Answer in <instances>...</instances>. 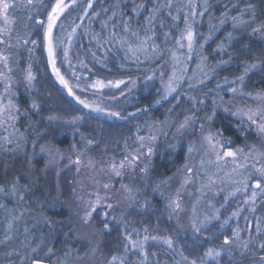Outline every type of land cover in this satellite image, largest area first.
I'll return each mask as SVG.
<instances>
[{
    "label": "trees",
    "instance_id": "obj_1",
    "mask_svg": "<svg viewBox=\"0 0 264 264\" xmlns=\"http://www.w3.org/2000/svg\"><path fill=\"white\" fill-rule=\"evenodd\" d=\"M167 1L74 0L72 8L62 14L53 40L55 68L67 82L71 94L89 104L102 105V115L83 109L68 96L61 81L54 77L49 56L43 49V25L36 24V17L23 12L20 32L12 34L15 42L7 48L8 61L10 70L16 76L21 75L23 67H28L36 77L33 75L32 91L24 81L14 87L13 100L17 114L23 113L19 117L17 129L22 131L27 125V117H31L35 120V127L43 130L44 141L60 148L72 143L79 148L88 147L90 154L99 155L96 157L105 160L112 159L109 157L111 151L115 153L130 149L119 156L111 153L118 159L131 152L132 146L129 143L131 140L135 142L138 136L148 134L151 122H166V135L169 136L175 126L183 121L185 111L190 113V107L194 109L201 105L199 95L205 91L193 87V80L191 86L186 85L189 80H184V84L168 96L163 91L162 85L169 71L168 59L172 56L175 40L168 38L166 44L162 43L156 37V32L162 33L158 23L167 22L169 27L172 25L179 29L176 21L172 23L167 18L171 12L165 17L169 11ZM50 4L51 0H36L30 8L37 6L39 18L44 20ZM154 9H158L154 17L149 18V21L143 20ZM187 9L195 33L199 32L194 52L197 55L200 52L198 57L202 58L203 65L206 64L210 78L208 84L203 86L208 94L205 92V101L202 102L205 106H198L199 115L208 110L205 117L209 120L207 118L206 122L211 130L219 134L225 148L236 150L237 147L256 146L253 131L246 129V133L241 135L237 130V121L224 113L225 99H230L232 95L237 101H246L243 95L227 94L219 89L215 92L212 85L216 82L221 86L222 79L233 80L244 76L243 91L264 92V72L253 69L245 74L249 65L264 63V0H204L203 3H193ZM233 17L237 18L236 21ZM178 19L184 22L183 16L179 15ZM146 22H149V33L154 34L155 38L150 40L152 42L145 53H132L127 43L133 41V45L138 46L137 37L135 40L129 39L132 35L142 36L147 33ZM253 29L261 31L253 32ZM34 33L39 35L40 41L38 36H33ZM229 33H233L234 37L229 36ZM226 34L231 38L229 42H226ZM22 38L27 40L21 41ZM32 41L33 47L30 50ZM188 65L191 71L193 65ZM96 81L102 84L96 85ZM119 81L124 83L117 87ZM36 104L37 110L32 112ZM192 115L195 116L194 113ZM50 117L57 118L56 122L47 119ZM70 120L74 122L70 123ZM124 132L126 136L122 140L128 142L127 147L123 146L122 141L114 143V138ZM188 139L178 135L167 144L164 142L157 146L148 166L147 187H135L124 214L119 220H112L108 231L103 234L100 252L106 261L113 264H140L141 261L144 264H161L162 261L168 264H189V261L213 248L221 252L219 264H264L259 261L264 256V248L260 247L264 243V194L256 190L255 212L250 202L245 203L252 195V183L259 177L251 178L247 190L229 197L217 196L210 210L212 217L218 214L220 219H213L207 230L199 234L193 232L189 208L182 225L177 226L170 219L168 209L159 196L162 194L159 187L184 161ZM4 157L7 160L0 158V252L6 251L1 247L7 229L5 211L9 205L16 204L21 211L40 215L41 218L37 222H27V232L20 231L17 235L21 239L25 235V240L10 253L7 262L0 256V264H19L23 252L25 264H30L31 258L42 252L47 253L43 259L47 264H64L63 261L70 259L74 261L83 253L85 243L80 240L79 211L71 198L67 176L58 178L57 189L54 177L50 175L52 173L44 171L41 157L30 161L27 157L11 158L6 154ZM124 180L129 179L125 177ZM135 182L132 181V186L136 185ZM234 211H238L239 215L232 217ZM229 217L228 223L221 228L220 225ZM258 222L261 228L259 233L256 231ZM236 229L239 235L233 236ZM129 235L133 241L149 237L144 244L147 260H144L140 250L127 242L126 237ZM153 236L158 239L152 240ZM205 236L209 239H204ZM225 236L231 241L229 245H223ZM169 238L172 240L171 247L164 243ZM194 240L198 241V246H193ZM245 243L247 248L243 247ZM33 248L37 249L35 253ZM114 256L117 257L115 261L112 260ZM183 256H187L188 260H183ZM197 264H200L199 259ZM206 264H217V261L206 258Z\"/></svg>",
    "mask_w": 264,
    "mask_h": 264
},
{
    "label": "rangeland",
    "instance_id": "obj_2",
    "mask_svg": "<svg viewBox=\"0 0 264 264\" xmlns=\"http://www.w3.org/2000/svg\"><path fill=\"white\" fill-rule=\"evenodd\" d=\"M35 1L31 0V3H29L28 0H0V3L7 2L10 5L6 12L0 10V158H5L4 154L11 158L27 157L28 161L41 157L43 159V169L52 173L50 175L54 177V186L57 189L59 187L57 183L58 178L62 175L67 176V185L71 192V198L79 211V232L82 236L80 240L85 243V247L83 253L78 258L74 261L73 259L63 261L64 264H113L110 261H106L107 259L100 252L103 234L108 231V228L105 229L104 225L107 224L109 227L112 220H119L124 214L136 186H141V188L147 187L148 166L156 152L157 146L164 142L167 144L175 136L183 135L189 138L188 150L182 164L165 180L164 184L163 182L161 183L159 191L162 194H159V196L164 206L168 209L170 219L177 226L182 225L184 222V216L188 208L190 210L189 218L192 219L193 223L199 224L205 221L206 218H211L213 214L210 206L217 196L224 195L229 197L232 196V193L243 191L244 188L240 183L241 181H244L248 177H258L256 170L264 167V133L260 131L261 126H264V92L260 90H256L255 92H250L249 90L243 91L244 88L242 89V82L239 79H222L221 86L216 82L212 85L215 92L219 89L227 92V94L243 95L246 101H237V98L232 95L229 97L230 99H225L226 102H223L224 113L234 121H237V130L241 135L246 133L244 132L246 129L253 131L256 146L237 147L236 150L225 148L219 134L211 130L206 122L208 117L206 118L205 116L208 115H206L208 110L199 115L198 106L204 105L202 102L205 101V92L208 94V91L203 86L208 84L210 78H208L209 72L205 68L206 64L204 63L203 65L202 58L198 57L200 52L198 55L194 52V50L196 51L195 39L199 36V32L195 33L193 20L190 19L187 8L198 1L203 3L204 0H168L167 8L169 11L167 10L168 12L165 13V17L166 15H170L169 12H171V15L167 16V18L168 20H172V23L176 21L179 29L173 28L174 26L172 27V25L169 27L167 22L165 24L161 23V21L158 23L159 26L163 24V27H161L162 33L159 31L160 33L157 34L156 32V37H159L160 41L165 44L169 41L168 38L175 40L172 47V56L168 59V75L162 85L165 95H170L175 88L184 84V80H189V84L186 85L190 86L193 80V87L201 88V91H205L199 95L201 105H198L194 109L190 107V113L185 111L183 121L175 126L174 130L169 133V136L166 135V127L168 128L166 122L162 121L154 124L151 122L149 123L148 134L138 136L135 142L131 140L129 143L132 146L131 152L118 159L116 156H114L115 158L113 157L111 154L113 152L111 151L109 152V157L112 159L105 160L96 157L99 155L93 156L90 154L87 149L88 147L79 148L72 145V143L69 146L60 148L51 142L44 141L42 138L44 137V134H42L43 130L35 127V120H32L31 117H27V125H25L22 131L17 129L19 117L23 113L21 115L17 114V108L13 100L14 87L19 86L20 82L24 81L30 85L28 89L32 91L33 83L31 84V82L36 75L34 72L31 74L28 67H23L21 75L17 74L16 76L10 70L7 48L11 47L10 43L15 42L12 34L15 33L16 35L17 32H20L23 12L26 14L30 13L33 17H36V24L43 25V49H45L49 56L48 41L45 39V33L48 27L49 14H52V9L58 2V0H51L46 18L42 20V18H39L38 7L30 8ZM73 4L74 0H63V11L55 14L56 19L51 32L53 47L51 59L56 60L53 42L55 28L59 25L62 14L67 9H71ZM156 10L154 9L150 15L148 12L143 20L149 21V18H153ZM179 15L184 17V22L183 20L180 22V19L177 20ZM188 25H191L195 34L191 50H189L187 39L183 38L186 36L185 30ZM145 26H149V22H146ZM147 28L145 29L147 33L144 35H132L130 37L129 40H135L137 37L138 46L133 45V41L128 44V40L122 38L127 43L128 50L132 53H145V50L152 42L150 40L155 38L154 34L149 33V28L148 30ZM150 29H153V27ZM227 35L226 42H229L231 38ZM33 36H38L37 39L40 41L39 35L34 33ZM231 36L234 37L233 33H231ZM24 40H27V38L21 39V41ZM177 40L180 41V44H177ZM33 41L30 44V50L33 47ZM188 64L193 65L191 71ZM217 67L221 68V65L217 64ZM51 68H53L52 63ZM55 69L57 70V68ZM33 70L35 69L33 68ZM29 76H31V79H29ZM54 77L60 81L59 77L61 76L59 75L58 77L56 71H54ZM60 84L69 93L68 96L80 104L83 109L95 114H103L100 110L102 109V105L89 104L78 99L71 94L68 86L65 87L64 84ZM232 88H235L236 91H231ZM81 101L84 103H81ZM98 101L96 99L97 103H99ZM85 105L88 106L86 107ZM37 107V104L34 105L32 112L36 111ZM181 107L184 108L182 104ZM191 113H194L195 116ZM249 116H251V119H249ZM47 119L56 122L57 118L50 117ZM73 122L70 120V123ZM31 134H33L32 137ZM125 136L126 132L118 136V138L115 137L114 143L122 141L123 146L127 147L129 145L128 142L122 140ZM37 140L38 145L36 144ZM149 149H151V152H149ZM237 149H242L243 152H237L235 158L224 156L225 151L231 150L236 152ZM125 150L130 149L116 151L115 153L119 156ZM133 157H136V159H133ZM121 165L123 166L121 167ZM117 171H119L120 175L116 174ZM125 177L129 180H124ZM134 180H136V185L132 186L131 183ZM250 180L247 179V183ZM106 184L108 185L107 188L104 187ZM238 188L241 190L237 191ZM98 200L99 203H97ZM173 201L180 204L179 209L175 208ZM109 204L112 205L111 208L107 206ZM203 206L205 207L203 208ZM93 207L95 211H92L91 216L86 218V212L91 211ZM5 213L7 216V229H5L3 234L4 242L1 248H5L6 251L0 252V256L2 257L1 259H5L7 262L10 253L15 251L22 240H25V235L23 239L17 238L18 233L20 231L27 232V228L29 227L27 222L31 220L37 222L41 217L40 215L21 211L16 204L9 205ZM45 253L42 252L37 256L43 260L47 256ZM23 261L25 264L26 258L24 252L19 264H23ZM43 264L47 263L43 261ZM161 264H168V262L162 261Z\"/></svg>",
    "mask_w": 264,
    "mask_h": 264
},
{
    "label": "snow or ice",
    "instance_id": "obj_3",
    "mask_svg": "<svg viewBox=\"0 0 264 264\" xmlns=\"http://www.w3.org/2000/svg\"><path fill=\"white\" fill-rule=\"evenodd\" d=\"M29 3H31V0H28ZM62 4H63V0H58L57 4L53 7L52 9V14H49V17H48V27H47V30H46V33H45V39L48 41V53H49V57H50V61L53 65V69L54 71H56V74L57 76L59 77V72L58 70L55 69V60L54 59H51V57L53 56V47H52V42H51V32H52V27L55 23V19H56V13L58 12H61L63 11V7H62ZM10 7V5L7 3V2H3V3H0V10H3V11H7L8 8ZM89 7H91V4H89ZM141 7H143V5H141ZM248 7H252V5H249ZM207 9H205L206 11ZM158 11V9H157ZM195 14V13H193ZM203 13H201L202 15ZM236 17H233V20L236 21ZM223 22V21H221ZM235 26V25H234ZM161 27H163V24H161ZM262 28H264V26H262ZM186 36L183 37L184 39H187L188 41V47H189V50H191L192 48V43H193V39H194V32L192 30V27L191 25H188V27L186 28ZM253 32H257V31H261V29H253L252 30ZM167 35V34H166ZM229 36H231V33H229ZM177 44H180V41L177 40L176 41ZM224 63H227V62H224ZM253 69H259L261 72H264V63H253L251 65H249L246 69H245V74H247L249 71L253 70ZM60 78V81L62 84L65 85V87H67V82L63 79V77H59ZM29 79H31V76H29ZM238 79L243 82L244 80V76H240L238 77ZM111 83V82H109ZM120 83H124L123 81H119L117 82L116 86L118 87ZM102 84L101 81H96V85H100ZM94 85V86H96ZM231 91L235 92L236 89L235 88H232ZM81 103H84L83 101H81ZM86 107L88 105H85ZM249 119H251V116H249ZM260 131L262 133H264V126H261L260 128ZM89 143H91V141H89ZM191 151V149H189ZM149 152H151V149H149ZM237 152H243L242 149H237L236 152L234 151H225L224 152V156H228V157H233L235 158L236 155H237ZM133 159H136V157H133ZM77 163H79V161H77ZM123 165H121L122 167ZM115 168V166H113ZM189 171H191L189 169ZM117 175H120L119 171L116 172ZM256 175L259 177V179H256L254 181V183L252 184V188H253V192H252V195L251 197L248 198V200L245 201V203H251L253 205V208H252V211L255 212L256 209L254 207L255 205V201H256V198H257V189L260 190V193L261 194H264V167L260 168V169H257L256 170ZM252 177H248L246 178L244 181H241L240 183L243 185V188L244 190H247L248 188V183H247V179H251ZM105 188L108 187V185H104ZM241 189H237V191H240ZM0 191H2V189H0ZM232 195H235V193H232ZM97 203H99V200L97 201ZM173 204L175 205V208L176 209H179L180 208V204L178 202H175L173 201ZM109 208L112 207L111 204L107 205ZM92 211H95V208L93 207L91 211L89 212H86V218L87 217H90L91 216V212ZM239 215V212L238 211H234L232 212L231 216L232 217H235V216H238ZM231 217L229 218H226L223 222V224L220 225L221 228H223L224 224H227L228 223V219H230ZM219 220L220 217L219 215H215L211 218H206L205 221H202L200 222L199 224L197 223H193L192 224V229H193V232L196 233V234H199L200 232L204 231V230H207L208 228V225L211 223L212 220ZM104 228L107 229L108 228V225L105 224L104 225ZM135 231V230H134ZM256 231L259 233L261 231V228H260V224L259 222L257 223L256 225ZM239 235V230L236 229L233 231V236H238ZM6 239H8V237H6ZM126 239H128L131 243V246L133 248H138L141 252V254L144 256V260H147V252L144 250V244L149 240V237L148 236H145L143 238L142 241H133L131 240V236L129 235L128 237H126ZM152 240H157L158 237H151ZM204 239H209V237L205 236ZM164 243H166L169 247L172 246V240L169 238V239H165ZM231 243L230 239L228 236H225L224 239H223V245H229ZM193 246H198V241H193ZM244 248H247L248 245L247 243H245L243 245ZM261 248H264V243H262L260 245ZM33 253H35L37 251L36 248H33L32 249ZM49 251H51V249H49ZM45 255H47V253H45ZM221 256V252L219 251H216L215 249L213 248H209L207 249L202 256L198 257L197 259H199L200 261V264H206V258L207 259H211V260H214V261H217V264H219L218 262V258ZM231 258V257H230ZM117 259V257H113L112 260L115 261ZM197 259H192L191 261H189V264H197ZM183 260L187 261L188 260V257L187 256H183ZM260 260L261 262H264V256L260 257ZM31 264H43V260L40 259V258H36V257H32L31 258ZM140 264H144V261H141Z\"/></svg>",
    "mask_w": 264,
    "mask_h": 264
}]
</instances>
